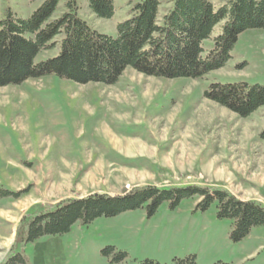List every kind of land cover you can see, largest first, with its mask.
Returning <instances> with one entry per match:
<instances>
[{"label": "rangeland", "instance_id": "1", "mask_svg": "<svg viewBox=\"0 0 264 264\" xmlns=\"http://www.w3.org/2000/svg\"><path fill=\"white\" fill-rule=\"evenodd\" d=\"M114 1L110 19L98 18L87 0H79L78 12L116 36L137 0ZM212 1L218 7L226 0ZM42 2L0 0V20L8 8L27 18ZM161 2L163 16L172 0ZM63 10L64 1L56 15ZM221 25L204 41V56ZM58 52L43 50L36 61ZM213 82L264 85V29L241 33L228 62L199 79L129 67L115 84L48 75L0 86V187L22 191L0 200V264L12 253L22 217L36 205L146 185L223 188L264 205V106L242 117L205 97ZM197 202L186 198L174 208L165 202L151 216L146 207L101 216L38 242L49 245L46 264L170 263L190 255L197 264H264V225L234 242L233 220L219 218L216 203L201 210ZM36 244L25 247L29 264ZM108 246L126 252V260L112 261L103 253Z\"/></svg>", "mask_w": 264, "mask_h": 264}, {"label": "trees", "instance_id": "2", "mask_svg": "<svg viewBox=\"0 0 264 264\" xmlns=\"http://www.w3.org/2000/svg\"><path fill=\"white\" fill-rule=\"evenodd\" d=\"M65 10L56 15L60 3ZM79 0H43L27 18L7 9L0 20V86L17 85L31 78L56 75L78 83L115 84L129 67L148 76L199 79L222 68L241 33L264 29V0H226L218 7L212 0H172L160 15L161 0H137L131 16L117 26V35L102 33L78 12ZM98 17L115 14L114 0H87ZM222 23L214 47L204 56L203 43ZM59 48L56 56L36 61L43 50ZM205 97L248 117L264 106V85L247 82H213ZM0 187V200L17 198ZM186 198L198 199L207 210L216 203L219 218L233 220L230 238L238 242L255 226L264 225V205L243 200L227 189L199 185L135 187L120 195L93 193L68 198L45 208L34 206L19 224L12 253L2 264H29L25 247L37 243L35 264H46L49 245L38 242L69 232L76 223L89 224L101 216L147 208L149 216L167 202L174 208ZM103 253L112 261L126 260L127 253L108 246ZM133 264H197L196 256L175 257L170 263L146 258ZM213 264H230L217 261Z\"/></svg>", "mask_w": 264, "mask_h": 264}]
</instances>
